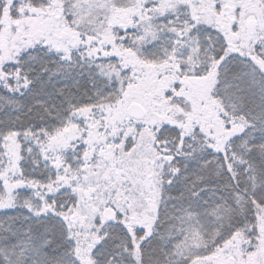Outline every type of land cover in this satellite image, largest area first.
Here are the masks:
<instances>
[{"label": "snow or ice", "instance_id": "1", "mask_svg": "<svg viewBox=\"0 0 264 264\" xmlns=\"http://www.w3.org/2000/svg\"><path fill=\"white\" fill-rule=\"evenodd\" d=\"M0 264H264V0H0Z\"/></svg>", "mask_w": 264, "mask_h": 264}]
</instances>
